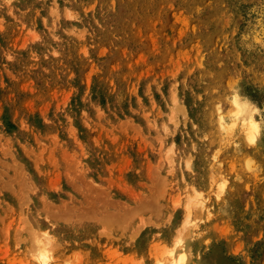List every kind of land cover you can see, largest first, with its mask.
Listing matches in <instances>:
<instances>
[{"label":"rangeland","instance_id":"1","mask_svg":"<svg viewBox=\"0 0 264 264\" xmlns=\"http://www.w3.org/2000/svg\"><path fill=\"white\" fill-rule=\"evenodd\" d=\"M177 241L264 264V0H0V264Z\"/></svg>","mask_w":264,"mask_h":264},{"label":"bare ground","instance_id":"2","mask_svg":"<svg viewBox=\"0 0 264 264\" xmlns=\"http://www.w3.org/2000/svg\"><path fill=\"white\" fill-rule=\"evenodd\" d=\"M234 103H235V105H236V108H237V111H238V113H241V111H242V108H241V104H240V102L235 98L234 99ZM243 108H245L244 106H242ZM248 108V107H247ZM236 111V110H235ZM248 114V113H247ZM249 121L253 124L254 122L252 121V118H250L249 119ZM38 235V234H37ZM36 236V235H35ZM39 236V235H38ZM37 239V238H36ZM181 240V239H180ZM43 241V240H42ZM42 241L41 240H39L38 239V249L39 250H43V247H44V245H43V243H42ZM45 241V240H44ZM46 241H47V239H46ZM176 248L175 249H169L170 250V254L172 255V259H171V262H172V264H178L179 262H182V261H185L186 260V258H187V254H186V251H185V249L186 248H184L183 246H179V242L177 241L176 242ZM45 254V253H44ZM41 261V260H40ZM190 261V260H189ZM43 262V261H42ZM44 263V262H43ZM42 263V264H43Z\"/></svg>","mask_w":264,"mask_h":264}]
</instances>
